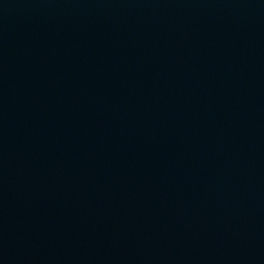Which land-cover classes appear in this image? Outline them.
<instances>
[{"label": "water", "instance_id": "water-1", "mask_svg": "<svg viewBox=\"0 0 264 264\" xmlns=\"http://www.w3.org/2000/svg\"><path fill=\"white\" fill-rule=\"evenodd\" d=\"M0 264H264V0H0Z\"/></svg>", "mask_w": 264, "mask_h": 264}]
</instances>
